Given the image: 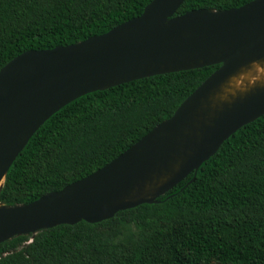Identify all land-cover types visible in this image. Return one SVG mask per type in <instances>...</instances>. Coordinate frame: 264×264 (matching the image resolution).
I'll use <instances>...</instances> for the list:
<instances>
[{
  "label": "trees",
  "instance_id": "obj_1",
  "mask_svg": "<svg viewBox=\"0 0 264 264\" xmlns=\"http://www.w3.org/2000/svg\"><path fill=\"white\" fill-rule=\"evenodd\" d=\"M150 0H0V67L27 49L103 33ZM250 0H183L174 15ZM220 64L81 95L54 112L10 165L0 202L32 201L103 166L172 115ZM156 202L97 222L61 223L0 243V264H264V114L244 124Z\"/></svg>",
  "mask_w": 264,
  "mask_h": 264
},
{
  "label": "water",
  "instance_id": "obj_2",
  "mask_svg": "<svg viewBox=\"0 0 264 264\" xmlns=\"http://www.w3.org/2000/svg\"><path fill=\"white\" fill-rule=\"evenodd\" d=\"M150 0L109 30L52 48L27 49L0 67V188L10 165L54 112L86 93L155 74L220 64L172 115L93 172L24 203L0 202V243L61 223L97 222L152 203L237 129L264 114V83L218 106L213 94L264 57V0L200 7Z\"/></svg>",
  "mask_w": 264,
  "mask_h": 264
},
{
  "label": "bare ground",
  "instance_id": "obj_3",
  "mask_svg": "<svg viewBox=\"0 0 264 264\" xmlns=\"http://www.w3.org/2000/svg\"><path fill=\"white\" fill-rule=\"evenodd\" d=\"M262 83H264V57L241 67L226 80L213 94V103L218 106L224 101L243 94L249 87H256Z\"/></svg>",
  "mask_w": 264,
  "mask_h": 264
}]
</instances>
